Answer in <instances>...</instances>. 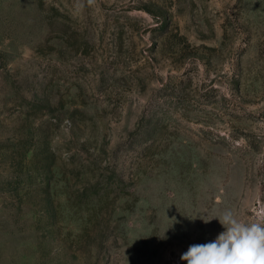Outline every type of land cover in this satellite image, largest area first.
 I'll use <instances>...</instances> for the list:
<instances>
[{"label": "rangeland", "instance_id": "rangeland-1", "mask_svg": "<svg viewBox=\"0 0 264 264\" xmlns=\"http://www.w3.org/2000/svg\"><path fill=\"white\" fill-rule=\"evenodd\" d=\"M227 209L264 223V0H0V264H187Z\"/></svg>", "mask_w": 264, "mask_h": 264}, {"label": "clouds", "instance_id": "clouds-1", "mask_svg": "<svg viewBox=\"0 0 264 264\" xmlns=\"http://www.w3.org/2000/svg\"><path fill=\"white\" fill-rule=\"evenodd\" d=\"M216 219L225 230L213 242L189 246L181 260L187 264H264V223L242 222L231 209Z\"/></svg>", "mask_w": 264, "mask_h": 264}]
</instances>
